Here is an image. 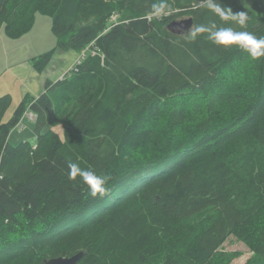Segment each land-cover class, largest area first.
<instances>
[{
  "label": "trees",
  "instance_id": "16d2710c",
  "mask_svg": "<svg viewBox=\"0 0 264 264\" xmlns=\"http://www.w3.org/2000/svg\"><path fill=\"white\" fill-rule=\"evenodd\" d=\"M37 13L57 48L86 52L8 121L0 96V264L81 251L79 264H231V235L245 264H264V57L191 35L264 36V0H0V28L18 37ZM185 16L189 33L169 30ZM27 110L35 138L13 143ZM69 162L106 176L103 194L69 179Z\"/></svg>",
  "mask_w": 264,
  "mask_h": 264
},
{
  "label": "rangeland",
  "instance_id": "374dc122",
  "mask_svg": "<svg viewBox=\"0 0 264 264\" xmlns=\"http://www.w3.org/2000/svg\"><path fill=\"white\" fill-rule=\"evenodd\" d=\"M189 18L185 16L176 20ZM113 20V18H112ZM58 38L53 31V19L48 14L37 13L34 25L18 37L7 35L4 26L0 28V96L11 97L9 105L3 110L2 120L8 121L23 100L26 93L39 95L45 90L48 80L57 81L67 73L81 57L74 49L57 48ZM55 48L50 62L40 71L34 67L35 57ZM21 127H14L10 140L16 143L22 139H32V112L27 110ZM29 117V118H28ZM62 127V128H61ZM61 136L63 126H56ZM227 251H240L231 264H245L252 255L249 246L236 236L231 235L223 243Z\"/></svg>",
  "mask_w": 264,
  "mask_h": 264
},
{
  "label": "clouds",
  "instance_id": "9594fccd",
  "mask_svg": "<svg viewBox=\"0 0 264 264\" xmlns=\"http://www.w3.org/2000/svg\"><path fill=\"white\" fill-rule=\"evenodd\" d=\"M153 8L159 12L156 5H153ZM216 11L222 16L231 15L232 18L240 25H244L248 19L246 11L234 13L231 9H228L227 12H225L220 8H217ZM205 31L210 32V35L214 38L217 45L224 46L226 48L235 45L248 52L252 59L264 57V36L258 37L254 33L248 31H237L232 27L219 28L213 32L211 29L206 28V26L200 25L191 33L192 38L195 39L198 34ZM68 167L70 169L69 179H75L76 176L79 175L80 179L88 185L93 196L103 194L104 185L107 183L106 176L98 175L94 171L81 168L79 164L73 162H69Z\"/></svg>",
  "mask_w": 264,
  "mask_h": 264
},
{
  "label": "water",
  "instance_id": "95a60500",
  "mask_svg": "<svg viewBox=\"0 0 264 264\" xmlns=\"http://www.w3.org/2000/svg\"><path fill=\"white\" fill-rule=\"evenodd\" d=\"M193 18H185L181 20H173L169 23L168 28L173 33L176 34H186L189 33L193 27ZM84 252H78L72 256H59L51 259H47L45 264H79V261L82 259Z\"/></svg>",
  "mask_w": 264,
  "mask_h": 264
},
{
  "label": "built area",
  "instance_id": "2783aa9c",
  "mask_svg": "<svg viewBox=\"0 0 264 264\" xmlns=\"http://www.w3.org/2000/svg\"><path fill=\"white\" fill-rule=\"evenodd\" d=\"M114 20H116V18H117V15H114L113 17H112ZM85 52H86V50H84L83 52H82V54H81V57L78 59V61L76 62V63H79L80 61H81V59L85 56ZM91 52H92V54H97L98 53V51L96 50V49H92L91 48ZM25 116H27V112L25 113V115L23 116V118L19 121V123L17 124V126L16 127H21L22 128V122H23V119H24V117ZM29 117L31 118V119H35L36 118V115L33 113V112H31L30 114H29ZM28 117V118H29ZM0 178H2V174H1V171H0Z\"/></svg>",
  "mask_w": 264,
  "mask_h": 264
},
{
  "label": "crops",
  "instance_id": "0c3cea01",
  "mask_svg": "<svg viewBox=\"0 0 264 264\" xmlns=\"http://www.w3.org/2000/svg\"><path fill=\"white\" fill-rule=\"evenodd\" d=\"M65 75V74H64ZM64 75H62V77L64 76ZM43 92V91H42ZM27 94V93H26ZM37 96H39V95H37ZM36 96V97H37ZM35 120V119H34ZM59 126H61V125H59ZM62 128V127H61ZM55 130H56V127H55ZM59 132V131H58ZM60 133V132H59ZM62 134H63V130H62ZM35 138V135H33V138L31 139V140H33Z\"/></svg>",
  "mask_w": 264,
  "mask_h": 264
},
{
  "label": "bare ground",
  "instance_id": "6f19581e",
  "mask_svg": "<svg viewBox=\"0 0 264 264\" xmlns=\"http://www.w3.org/2000/svg\"><path fill=\"white\" fill-rule=\"evenodd\" d=\"M184 139V138H183ZM185 142V141H184ZM186 143V142H185Z\"/></svg>",
  "mask_w": 264,
  "mask_h": 264
}]
</instances>
